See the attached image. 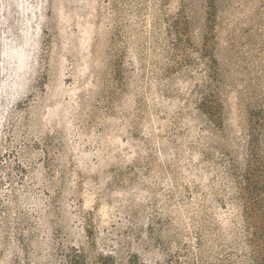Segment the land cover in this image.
I'll return each mask as SVG.
<instances>
[{
	"label": "rangeland",
	"instance_id": "rangeland-1",
	"mask_svg": "<svg viewBox=\"0 0 264 264\" xmlns=\"http://www.w3.org/2000/svg\"><path fill=\"white\" fill-rule=\"evenodd\" d=\"M71 248L264 264V0H0V264Z\"/></svg>",
	"mask_w": 264,
	"mask_h": 264
},
{
	"label": "trees",
	"instance_id": "trees-1",
	"mask_svg": "<svg viewBox=\"0 0 264 264\" xmlns=\"http://www.w3.org/2000/svg\"><path fill=\"white\" fill-rule=\"evenodd\" d=\"M71 251L74 252L75 257L74 259L70 260L69 264H83V256L80 253L81 251L76 248H71ZM102 260L108 262L110 260V257L102 258Z\"/></svg>",
	"mask_w": 264,
	"mask_h": 264
}]
</instances>
